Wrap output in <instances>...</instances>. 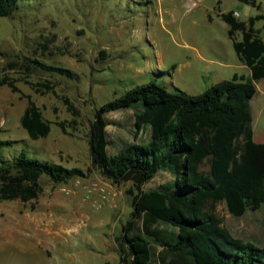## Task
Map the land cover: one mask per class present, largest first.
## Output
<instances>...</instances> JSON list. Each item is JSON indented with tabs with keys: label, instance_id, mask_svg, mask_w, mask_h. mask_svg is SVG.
<instances>
[{
	"label": "rangeland",
	"instance_id": "rangeland-1",
	"mask_svg": "<svg viewBox=\"0 0 264 264\" xmlns=\"http://www.w3.org/2000/svg\"><path fill=\"white\" fill-rule=\"evenodd\" d=\"M258 2L261 11L241 0H19L14 15L0 16V79L11 78L22 91L0 86V138L13 142L0 154V167L26 152L85 171L64 184L44 176L45 191L38 201L0 204V264H124L118 238L131 219L138 190L133 182L116 184L93 167L91 123L97 111L151 82L170 92L198 95L236 75L250 79L252 70L240 60L231 26L222 16L235 11L240 20L248 21L264 13V0ZM257 28L264 37V20ZM236 38L242 41L243 32ZM26 59L68 68L77 77L43 70L27 76L21 67L12 68ZM46 84L54 89L49 91ZM28 96L52 123L47 138L32 139L22 125ZM263 100V93L253 100L257 142L264 141L259 118ZM135 113L107 115L111 155L131 143L151 140L150 126L136 137ZM61 122L67 132L58 125ZM174 181L175 176L164 171L144 189H164ZM94 183L108 185L109 195L95 192L88 199ZM216 213L232 235L264 247V205L237 217L221 203ZM16 216L43 218L51 232L19 228L12 234L17 226L10 219ZM62 228L71 231L61 232ZM142 230L140 222L137 232ZM153 245L155 263L161 264L164 248Z\"/></svg>",
	"mask_w": 264,
	"mask_h": 264
},
{
	"label": "trees",
	"instance_id": "trees-1",
	"mask_svg": "<svg viewBox=\"0 0 264 264\" xmlns=\"http://www.w3.org/2000/svg\"><path fill=\"white\" fill-rule=\"evenodd\" d=\"M241 1L263 9L258 0ZM19 8V0H0L1 17H10ZM235 13L222 17L231 26L230 36L240 60L252 70L250 79L236 75L198 95L170 92L151 82L103 105L91 123L93 167L116 184L133 182L138 190L131 219L118 238L124 264H156L153 243L164 248L161 264H264V247L232 235L216 213L221 203H227L237 217L264 205V142L255 139L253 111L258 83L264 80V37L257 28L264 13L248 21ZM238 32H243L242 41L236 38ZM16 67L27 76L43 70L77 77L68 68L40 59L12 65ZM0 86L22 93L9 77L0 79ZM43 86L54 89L50 84ZM28 99L23 127L34 140L49 137L52 123L33 98ZM127 110H136V137L150 126L151 140L131 143L111 155L107 115ZM58 125L67 132L66 123ZM11 144L0 138V154ZM164 171L175 176L172 185L146 191L145 185ZM84 175L81 168L46 162L23 152L15 163L3 161L0 167V204L38 201L45 191L44 176L64 184ZM140 222L143 230L137 232Z\"/></svg>",
	"mask_w": 264,
	"mask_h": 264
},
{
	"label": "crops",
	"instance_id": "crops-1",
	"mask_svg": "<svg viewBox=\"0 0 264 264\" xmlns=\"http://www.w3.org/2000/svg\"><path fill=\"white\" fill-rule=\"evenodd\" d=\"M258 94L263 93L264 95V80H262L260 83H258ZM256 96V97H257ZM263 104H264V100H263ZM259 118L262 120V124L264 126V107L262 109V111L259 114ZM254 121H255V117H254ZM255 130V127H254ZM257 138V134L255 131V139ZM264 141H261V143ZM8 220V219H7ZM6 220V221H7ZM10 220L15 221L17 227L14 228L12 234H14V231H17L19 228L22 230H26V231H34L37 234H48L51 232V228H47L46 227V222L43 218L40 217H30V216H16L14 218H11ZM66 231H71V228H62L61 232H66ZM59 232V233H61ZM10 234V235H12ZM9 235V234H7Z\"/></svg>",
	"mask_w": 264,
	"mask_h": 264
},
{
	"label": "built area",
	"instance_id": "built-area-1",
	"mask_svg": "<svg viewBox=\"0 0 264 264\" xmlns=\"http://www.w3.org/2000/svg\"><path fill=\"white\" fill-rule=\"evenodd\" d=\"M95 192L100 193L104 198H106L110 193L108 185L103 183H94L88 192V199H91L92 194H94Z\"/></svg>",
	"mask_w": 264,
	"mask_h": 264
}]
</instances>
